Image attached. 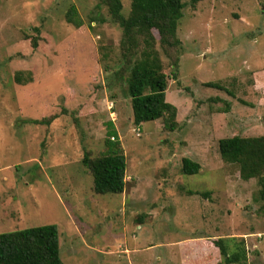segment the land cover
Masks as SVG:
<instances>
[{
  "label": "rangeland",
  "instance_id": "obj_1",
  "mask_svg": "<svg viewBox=\"0 0 264 264\" xmlns=\"http://www.w3.org/2000/svg\"><path fill=\"white\" fill-rule=\"evenodd\" d=\"M183 2L178 50L166 55L153 31L178 109L170 131L134 124L123 32L99 0H0V233L57 225L64 264H226L214 242L233 238L264 264L258 182L218 147L264 136V0ZM108 140L127 161L121 195L96 194L83 163Z\"/></svg>",
  "mask_w": 264,
  "mask_h": 264
},
{
  "label": "trees",
  "instance_id": "obj_2",
  "mask_svg": "<svg viewBox=\"0 0 264 264\" xmlns=\"http://www.w3.org/2000/svg\"><path fill=\"white\" fill-rule=\"evenodd\" d=\"M99 1L108 8L112 21L123 32L120 45L122 66L117 76L127 83L134 124L140 126L162 120L168 130L174 131L178 124V109L166 100L168 77L164 73L153 31H157L160 47L166 55L170 56L171 51L181 47L177 31L184 16L183 0H132L128 16L123 13L121 0ZM191 1L197 4L204 0ZM67 21L77 28L83 25L74 6L67 14ZM33 47H38L37 41L33 42ZM207 86L224 90L219 84L208 83ZM51 121L52 118L29 120V123L49 124ZM107 145L106 153L95 159L86 154L83 163L93 177L96 194L121 195L127 183L126 157L118 142L108 140ZM218 147L223 161L239 167L242 180H257L259 198L264 203V136L224 138ZM182 169L185 175H197L201 166L185 158ZM214 245L226 264H247L243 241L219 239ZM0 264H64L60 256L58 226L0 233Z\"/></svg>",
  "mask_w": 264,
  "mask_h": 264
}]
</instances>
